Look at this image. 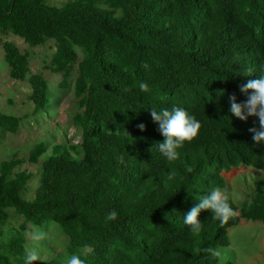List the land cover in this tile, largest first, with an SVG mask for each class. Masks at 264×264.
Wrapping results in <instances>:
<instances>
[{
	"label": "trees",
	"instance_id": "obj_1",
	"mask_svg": "<svg viewBox=\"0 0 264 264\" xmlns=\"http://www.w3.org/2000/svg\"><path fill=\"white\" fill-rule=\"evenodd\" d=\"M6 32L30 46L54 39L51 63L65 75L76 62L74 47L84 56L74 81V94L81 97L82 111L73 116L81 129V157L70 153H78L74 145L53 146L29 200L22 192L31 173L11 177L20 160L0 161V224L9 208L23 218L0 251V264H24L21 232L27 223L48 221L68 237L69 255L89 249L79 255L86 264H232L205 250L228 246V229L240 219L264 223V176L238 207L229 198L239 214L224 225L205 210L199 216L202 231L193 234L184 217L212 188H225L223 172L238 165L264 171V145L248 131L259 127L258 117L239 120L229 102L233 94L244 102L250 92L242 93L240 86L264 74V0H68L61 7L44 0H0V34ZM2 49L9 77L22 81L27 54L8 40ZM141 81L149 92L140 91ZM28 84L38 112L49 103L46 80L32 74ZM174 106L202 127L169 162L155 146L164 137L150 110ZM18 122L0 112L4 131L14 133ZM44 152L37 143L27 160L36 163ZM112 210L117 219L106 222Z\"/></svg>",
	"mask_w": 264,
	"mask_h": 264
},
{
	"label": "rangeland",
	"instance_id": "obj_2",
	"mask_svg": "<svg viewBox=\"0 0 264 264\" xmlns=\"http://www.w3.org/2000/svg\"><path fill=\"white\" fill-rule=\"evenodd\" d=\"M68 0H44L46 6L61 7ZM102 8L110 9L107 4L99 2ZM115 15H120L115 10ZM13 42L17 48L28 56V73L22 81L9 77V67L4 60L2 42ZM56 42L48 39L41 45L30 46L21 38L10 32L0 34V112L19 118L18 127L14 133L6 132L0 128V161L9 160L12 157L20 160L11 171L12 177L16 172L31 173L22 196L32 199L34 191L39 183L40 165L43 159L51 153L53 146L61 145L64 148L74 145L78 153H70L81 157L79 143L81 141V129L73 123V116L81 113L79 105L81 97L74 94V81L78 75L77 62L84 53L81 48L74 47L76 62L69 65L68 73L54 71L51 58L55 52ZM32 74H40L46 80L47 96L49 103L40 111L33 112V104L29 100L30 87L28 77ZM65 79V85L61 81ZM43 143L45 152L40 155L36 163H30L29 151L37 143ZM226 185L222 189L232 200L235 206H239L244 200H249L253 195L254 186L264 176V171L250 166L238 165L228 172L222 173ZM8 219L0 224V251H5L7 241L17 232L23 218L14 213L13 209H7ZM237 214L239 212L237 211ZM41 230L47 233V239L36 244L28 237V233ZM230 230V231H229ZM227 232L229 244L219 247L221 262L229 261L232 264H264V223L240 219L230 227ZM24 238L25 256L32 248L37 250L42 260L58 259L61 262L72 255H84L89 249L78 248L76 253L69 255L67 252L68 237L61 227L52 221L39 226L26 224V229L21 232Z\"/></svg>",
	"mask_w": 264,
	"mask_h": 264
},
{
	"label": "clouds",
	"instance_id": "obj_3",
	"mask_svg": "<svg viewBox=\"0 0 264 264\" xmlns=\"http://www.w3.org/2000/svg\"><path fill=\"white\" fill-rule=\"evenodd\" d=\"M143 67L148 69L150 66L145 63ZM248 71L251 73V69ZM138 86L142 92L150 91L146 82L141 81ZM240 91L245 94L250 92V94L241 103H237L234 94L231 95L229 97L230 112L241 121H247L249 117H258L259 127L249 128L248 131L253 134V141L257 145H264V74L260 75L258 79H251L242 84ZM150 114L153 122L158 125V131L164 137L163 142H158L155 146L169 162L179 158V149L183 148L186 142L190 143L197 138L202 127L201 122L182 107L174 106L171 110L161 109L160 111L151 109ZM138 128L144 131L146 126L139 124ZM126 134L128 133L126 132ZM118 161L121 164L124 163V157H118ZM173 177L174 173L168 174V179L171 180ZM205 210L210 211L212 219L219 221L221 225H224L237 215L225 192L220 187H214L206 195H203L199 199V203L192 207L184 217L185 225L190 228L193 234H199L202 231L203 224L199 220V216ZM117 216L118 213L112 210L107 213L105 220L106 222L114 221ZM27 235L37 247L47 239V233L41 230L30 232ZM37 247L27 252L24 257V264H36L37 261H41ZM205 251L215 257L221 256V253L215 249H206ZM61 264H86V262L79 255H72L64 259Z\"/></svg>",
	"mask_w": 264,
	"mask_h": 264
},
{
	"label": "bare ground",
	"instance_id": "obj_4",
	"mask_svg": "<svg viewBox=\"0 0 264 264\" xmlns=\"http://www.w3.org/2000/svg\"><path fill=\"white\" fill-rule=\"evenodd\" d=\"M229 231H230V230H229ZM229 231H228V232H229Z\"/></svg>",
	"mask_w": 264,
	"mask_h": 264
}]
</instances>
